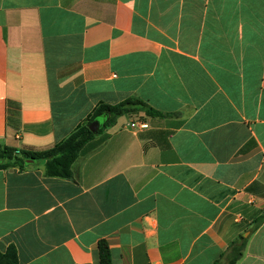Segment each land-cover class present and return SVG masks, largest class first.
Masks as SVG:
<instances>
[{"label": "crops", "instance_id": "0c3cea01", "mask_svg": "<svg viewBox=\"0 0 264 264\" xmlns=\"http://www.w3.org/2000/svg\"><path fill=\"white\" fill-rule=\"evenodd\" d=\"M132 97L161 115L116 119L71 178L0 167V252L227 264L241 241L235 264H264V0H0L1 147L44 150Z\"/></svg>", "mask_w": 264, "mask_h": 264}, {"label": "trees", "instance_id": "16d2710c", "mask_svg": "<svg viewBox=\"0 0 264 264\" xmlns=\"http://www.w3.org/2000/svg\"><path fill=\"white\" fill-rule=\"evenodd\" d=\"M143 111L147 115H161L160 112L148 106L146 102L135 97L126 99L115 105L105 103L98 104L86 120L83 121L69 137L44 150H16L0 146V167L5 169L10 167L25 169L33 163H41L45 167L46 176L66 179L71 178L73 176L72 166L74 162L84 153L87 146H92V144H94V141L98 137V142H102L105 139L103 135V130L105 128L111 126L116 119L121 116H132ZM106 115L109 116V119L97 136L90 130L89 124L98 117ZM30 160L33 162H29ZM241 239L242 238H240V240ZM99 249L100 264H112L108 244L102 241ZM242 249L243 244L241 241L234 242L230 247L232 259L227 264H235L238 257L241 255ZM0 264H18V253L14 246H11L5 253L0 252ZM215 264H221V262H216Z\"/></svg>", "mask_w": 264, "mask_h": 264}, {"label": "water", "instance_id": "95a60500", "mask_svg": "<svg viewBox=\"0 0 264 264\" xmlns=\"http://www.w3.org/2000/svg\"><path fill=\"white\" fill-rule=\"evenodd\" d=\"M109 116H101L98 117L97 119H95L94 121H92L89 124V128L90 130L94 133V134H98L100 132V130H102V128L106 125V122L108 121ZM29 162H33L32 160H30Z\"/></svg>", "mask_w": 264, "mask_h": 264}, {"label": "built area", "instance_id": "2783aa9c", "mask_svg": "<svg viewBox=\"0 0 264 264\" xmlns=\"http://www.w3.org/2000/svg\"><path fill=\"white\" fill-rule=\"evenodd\" d=\"M131 127L132 128L141 127L142 129H146V128H148V125L147 124H144V123H140V122L135 121V122H133L131 124Z\"/></svg>", "mask_w": 264, "mask_h": 264}, {"label": "rangeland", "instance_id": "374dc122", "mask_svg": "<svg viewBox=\"0 0 264 264\" xmlns=\"http://www.w3.org/2000/svg\"><path fill=\"white\" fill-rule=\"evenodd\" d=\"M136 115V114H135Z\"/></svg>", "mask_w": 264, "mask_h": 264}]
</instances>
